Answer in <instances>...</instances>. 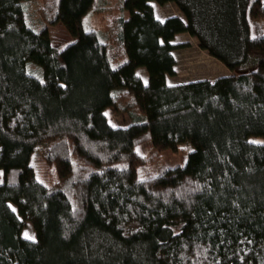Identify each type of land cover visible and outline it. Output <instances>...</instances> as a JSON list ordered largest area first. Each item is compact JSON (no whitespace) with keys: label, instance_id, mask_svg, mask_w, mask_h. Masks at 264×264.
Listing matches in <instances>:
<instances>
[{"label":"trees","instance_id":"1","mask_svg":"<svg viewBox=\"0 0 264 264\" xmlns=\"http://www.w3.org/2000/svg\"><path fill=\"white\" fill-rule=\"evenodd\" d=\"M152 1L0 0V264H264V0ZM183 32L233 72L170 83Z\"/></svg>","mask_w":264,"mask_h":264},{"label":"rangeland","instance_id":"2","mask_svg":"<svg viewBox=\"0 0 264 264\" xmlns=\"http://www.w3.org/2000/svg\"><path fill=\"white\" fill-rule=\"evenodd\" d=\"M152 4L157 17L161 19H165L166 17L174 14L184 17L183 13L173 1L161 4L156 0H153ZM98 20L99 18L97 14H91L89 17L90 23H93L94 25H97ZM49 29L53 43L58 47L64 46L72 39V35L62 23L52 24L49 26ZM174 42L180 46L174 49L177 59V73L174 76H169L168 81L170 83L203 78L215 80L219 76L233 72L222 61L210 55L206 49L201 48L199 46L198 39L195 36L190 35L188 32L178 34L175 37ZM138 72L143 78L148 77L145 67H140ZM105 113L107 114L109 121L114 125H125L131 122V116L128 112L116 110L113 105L107 106ZM252 139L255 141H262L264 140V136H253ZM151 147L152 142L148 141L142 145H139L138 149L142 153L147 154ZM192 149L193 146L189 142L183 143L178 151H175L171 148L165 149L162 151L164 162L170 166L183 164ZM32 161L38 178L45 183H50V164L46 161L40 150L33 154ZM24 234L32 239L36 238V231L31 221H26L24 226Z\"/></svg>","mask_w":264,"mask_h":264},{"label":"crops","instance_id":"3","mask_svg":"<svg viewBox=\"0 0 264 264\" xmlns=\"http://www.w3.org/2000/svg\"><path fill=\"white\" fill-rule=\"evenodd\" d=\"M139 68H140V67H139ZM139 68H138V69H139ZM147 78H148V77H147ZM147 78H145V79H147ZM168 78H169V76H168Z\"/></svg>","mask_w":264,"mask_h":264}]
</instances>
